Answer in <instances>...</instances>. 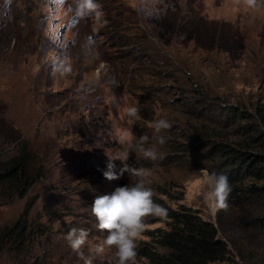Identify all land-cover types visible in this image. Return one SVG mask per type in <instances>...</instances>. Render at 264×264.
I'll list each match as a JSON object with an SVG mask.
<instances>
[{
    "label": "rangeland",
    "instance_id": "obj_1",
    "mask_svg": "<svg viewBox=\"0 0 264 264\" xmlns=\"http://www.w3.org/2000/svg\"><path fill=\"white\" fill-rule=\"evenodd\" d=\"M193 82L222 104L264 101V0L255 8L244 0H0V156L24 144L44 170L24 198L0 204L2 229L34 202L26 243L0 248V264H84L65 239L72 227L90 230L85 257L113 264L114 249L89 251L106 236L91 207L137 178L106 180L109 159L135 143L124 129L154 144L153 122L172 118L171 104ZM130 106L139 119L127 116ZM157 148L154 161L138 151L127 160L152 169L155 202L196 210L239 264H264V229H246L231 214L218 223L207 172L169 164ZM256 209L253 217L263 199ZM145 223V231L164 226L163 217ZM137 264L147 263L138 256Z\"/></svg>",
    "mask_w": 264,
    "mask_h": 264
},
{
    "label": "trees",
    "instance_id": "obj_2",
    "mask_svg": "<svg viewBox=\"0 0 264 264\" xmlns=\"http://www.w3.org/2000/svg\"><path fill=\"white\" fill-rule=\"evenodd\" d=\"M189 87L190 94L180 104L176 100L171 104L172 127L165 130L166 143L160 146L165 161L207 174H225L232 191L229 207L217 211V222L223 223L231 214L246 229H264V210L252 215L258 201L264 200V101L250 107L226 105L199 82ZM30 151L22 144L14 157L2 161L0 156V204L24 198L43 177V167ZM156 203L168 215L163 217V227L144 232L145 240L137 248L147 264H239L216 226L199 212L184 205L171 209L162 201ZM33 206L32 200L27 201L14 224L0 229V248L15 250L26 243Z\"/></svg>",
    "mask_w": 264,
    "mask_h": 264
},
{
    "label": "clouds",
    "instance_id": "obj_3",
    "mask_svg": "<svg viewBox=\"0 0 264 264\" xmlns=\"http://www.w3.org/2000/svg\"><path fill=\"white\" fill-rule=\"evenodd\" d=\"M250 7L258 6V0H244ZM95 7V5H91ZM139 103L138 101L136 102ZM140 109L138 106H130L126 114L130 118L139 119ZM172 124L167 119H158L152 124L154 130V144H149V137L143 135L136 139L131 129H124V134L134 144L127 145L118 156L109 159L107 171L104 172L106 180H118L125 173L129 177L137 179L127 185L117 187L111 195L98 196L91 207V214L95 218L96 228L106 233V236L94 244L89 251L103 253L106 249H114L113 264H137L138 245L137 241L146 228L145 220L149 216L167 217L168 210L161 204L155 202V190L151 187L149 177L152 169L136 168L127 163L130 151H138L144 158L156 160L161 157L157 145L163 146L166 137L161 135L162 131L171 129ZM113 161H120L122 167L117 171ZM207 183L210 185L208 198L218 209L229 207L228 198L232 187L225 174L211 172L207 174ZM90 230L80 227H72L67 232L65 239L73 251H76L84 260V264H93V256H84L83 248L88 243Z\"/></svg>",
    "mask_w": 264,
    "mask_h": 264
}]
</instances>
